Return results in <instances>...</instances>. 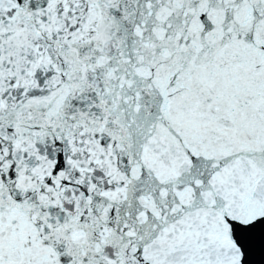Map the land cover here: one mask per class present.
<instances>
[{"label":"snow or ice","instance_id":"obj_1","mask_svg":"<svg viewBox=\"0 0 264 264\" xmlns=\"http://www.w3.org/2000/svg\"><path fill=\"white\" fill-rule=\"evenodd\" d=\"M0 264H264V0H0Z\"/></svg>","mask_w":264,"mask_h":264}]
</instances>
